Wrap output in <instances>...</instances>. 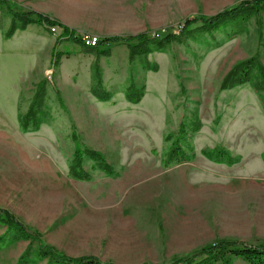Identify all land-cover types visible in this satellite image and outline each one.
I'll list each match as a JSON object with an SVG mask.
<instances>
[{
    "label": "rangeland",
    "instance_id": "rangeland-1",
    "mask_svg": "<svg viewBox=\"0 0 264 264\" xmlns=\"http://www.w3.org/2000/svg\"><path fill=\"white\" fill-rule=\"evenodd\" d=\"M244 1L13 0L75 32L58 46V27L17 22L11 34L0 3V211L38 238L0 221V264H50L42 246L108 264H172L221 241L264 246V93L254 71L221 90L239 63L258 55L264 66V8L212 33L200 21ZM187 20H198L192 34L133 59L126 45L85 44L161 42ZM78 144L114 175L85 155L90 178L76 180ZM215 150L235 164L205 156Z\"/></svg>",
    "mask_w": 264,
    "mask_h": 264
},
{
    "label": "trees",
    "instance_id": "trees-1",
    "mask_svg": "<svg viewBox=\"0 0 264 264\" xmlns=\"http://www.w3.org/2000/svg\"><path fill=\"white\" fill-rule=\"evenodd\" d=\"M0 3L6 5L13 19V25L10 33L12 34L16 30L17 22L23 26L36 24L45 28H60L63 30L61 36L57 40L56 46L59 45L62 39H76L74 37L75 32L70 30L67 26L61 24L58 21L52 20L49 17L37 13H18L14 11V5L10 0H0ZM264 8V0H252L244 1L239 5L227 9L212 17H202L200 19L202 24V30L212 33L218 31L221 28H225L227 24H236L240 21L247 20L252 16H258L259 12ZM198 22L189 21L185 22V25L181 28L180 35H167L164 32L158 34L161 42H157L156 39H149L146 34H139L136 36L127 37H111L98 42L97 49H103L108 45L112 44H122L126 45L130 49L131 59L136 56L145 55L150 51L151 45H158L162 48L165 44H170L175 41H180L182 38L192 34V26L194 23ZM79 41V40H76ZM56 49L54 50V55H56ZM258 74V81L255 84L256 89L259 92L264 93V66L259 60L258 55L250 60L239 63L236 65L231 72L223 80L221 90L226 91L233 88L236 85H243L245 83L251 82L250 74L252 72ZM134 95V94H132ZM108 98V95L104 96V100ZM137 99H130L131 103H138ZM176 154L180 152L176 150ZM85 155H88L91 159L99 161L98 169L110 176L114 175L111 166L107 165L99 153L83 150L81 145H77L75 152L74 165L72 166V176L79 181L89 180L90 176L82 168ZM205 156L219 164H227L229 166L235 164L234 159L227 155L225 150H215L212 153H205ZM179 158H176V160ZM101 161V162H100ZM184 161V160H179ZM177 161V162H179ZM0 221L4 223L9 230L18 232L24 238L38 240L35 236L31 235L27 228L19 222L15 217H13L7 211H0ZM40 257L47 258L50 264H108L104 263L94 257H84L79 259L70 258L59 254L51 246H42L40 248ZM204 256V259L198 262V257ZM199 256L178 260L172 264H234V260H242L247 264H264V246H252L236 241H221L215 246L204 250Z\"/></svg>",
    "mask_w": 264,
    "mask_h": 264
},
{
    "label": "built area",
    "instance_id": "built-area-1",
    "mask_svg": "<svg viewBox=\"0 0 264 264\" xmlns=\"http://www.w3.org/2000/svg\"><path fill=\"white\" fill-rule=\"evenodd\" d=\"M54 31V29H53ZM99 40L96 38H90V37H86L85 38V44L89 47V48H94L98 45Z\"/></svg>",
    "mask_w": 264,
    "mask_h": 264
},
{
    "label": "crops",
    "instance_id": "crops-1",
    "mask_svg": "<svg viewBox=\"0 0 264 264\" xmlns=\"http://www.w3.org/2000/svg\"><path fill=\"white\" fill-rule=\"evenodd\" d=\"M12 3H13V5H14V2H13V0H10ZM10 13V12H9ZM4 27V26H3ZM3 27L2 26H0V35L3 33Z\"/></svg>",
    "mask_w": 264,
    "mask_h": 264
}]
</instances>
